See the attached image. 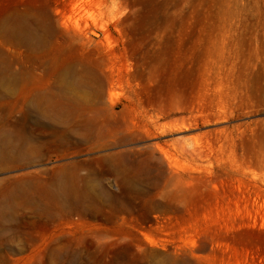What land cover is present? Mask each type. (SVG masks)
Listing matches in <instances>:
<instances>
[{
    "label": "rangeland",
    "instance_id": "374dc122",
    "mask_svg": "<svg viewBox=\"0 0 264 264\" xmlns=\"http://www.w3.org/2000/svg\"><path fill=\"white\" fill-rule=\"evenodd\" d=\"M0 264H264V0H0Z\"/></svg>",
    "mask_w": 264,
    "mask_h": 264
}]
</instances>
